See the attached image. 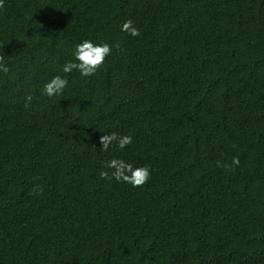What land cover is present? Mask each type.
Segmentation results:
<instances>
[{
  "label": "trees",
  "instance_id": "1",
  "mask_svg": "<svg viewBox=\"0 0 264 264\" xmlns=\"http://www.w3.org/2000/svg\"><path fill=\"white\" fill-rule=\"evenodd\" d=\"M82 39L97 74L41 96ZM0 58V264H264V0H5Z\"/></svg>",
  "mask_w": 264,
  "mask_h": 264
},
{
  "label": "clouds",
  "instance_id": "2",
  "mask_svg": "<svg viewBox=\"0 0 264 264\" xmlns=\"http://www.w3.org/2000/svg\"><path fill=\"white\" fill-rule=\"evenodd\" d=\"M4 6L5 0H0V10H3ZM120 31L131 37L140 36V30L131 19L125 20L120 25ZM112 47L108 43H94L91 39H82L79 42H74L71 47L70 58L59 66V72L63 75H53L44 82L40 89V95L49 100L54 97H61L68 87L67 75L69 74L78 73L80 78H89L96 75L105 58L111 53ZM8 72L9 67L0 58V73ZM32 100V95H26L24 97L25 107H28ZM132 143L133 137L131 135H120L116 132H110L100 137L99 148L104 152H109L113 148L119 152L125 150ZM216 164L217 167L224 168L226 171H232L239 166L240 161L234 157L230 164L219 161ZM98 176L101 180L115 181L131 188H139L150 180L151 169L149 166L135 167L132 162L118 156H112V158L104 161ZM37 190L34 189V191Z\"/></svg>",
  "mask_w": 264,
  "mask_h": 264
}]
</instances>
